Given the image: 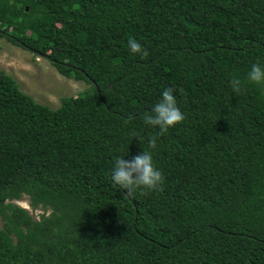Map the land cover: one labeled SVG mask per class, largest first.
Instances as JSON below:
<instances>
[{"label": "trees", "instance_id": "obj_1", "mask_svg": "<svg viewBox=\"0 0 264 264\" xmlns=\"http://www.w3.org/2000/svg\"><path fill=\"white\" fill-rule=\"evenodd\" d=\"M0 36L88 84L52 107L0 68V264H264V0H0ZM143 150L148 195L111 179Z\"/></svg>", "mask_w": 264, "mask_h": 264}, {"label": "clouds", "instance_id": "obj_2", "mask_svg": "<svg viewBox=\"0 0 264 264\" xmlns=\"http://www.w3.org/2000/svg\"><path fill=\"white\" fill-rule=\"evenodd\" d=\"M128 48L133 54H140L142 58L148 56V51L134 37L129 38ZM247 80L255 84H264V67L259 63L253 64L247 74ZM230 85L234 92L241 91L239 78H232ZM173 92V88H165L160 101L152 108L151 113L144 116L145 124L158 127L160 135L166 134L169 128L175 127L185 119ZM148 147L150 149L157 147L156 137L149 140ZM111 179L114 184L129 193L140 190L141 195H148L163 183L164 176L162 171L155 167L151 152L143 150L142 154L135 155L130 161L117 157L111 171Z\"/></svg>", "mask_w": 264, "mask_h": 264}, {"label": "rangeland", "instance_id": "obj_3", "mask_svg": "<svg viewBox=\"0 0 264 264\" xmlns=\"http://www.w3.org/2000/svg\"><path fill=\"white\" fill-rule=\"evenodd\" d=\"M0 68L12 74L20 88L35 100L52 107L59 105L62 95H74L88 86L85 81L69 77L65 71H58L48 58L36 55L4 36H0ZM14 201L26 207L36 218L42 211L32 208L25 195Z\"/></svg>", "mask_w": 264, "mask_h": 264}]
</instances>
